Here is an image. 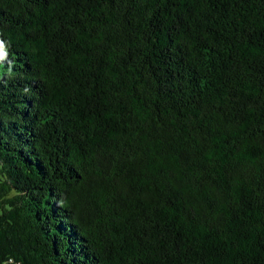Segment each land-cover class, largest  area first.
I'll list each match as a JSON object with an SVG mask.
<instances>
[{
	"label": "trees",
	"instance_id": "trees-1",
	"mask_svg": "<svg viewBox=\"0 0 264 264\" xmlns=\"http://www.w3.org/2000/svg\"><path fill=\"white\" fill-rule=\"evenodd\" d=\"M0 264H264V0H0Z\"/></svg>",
	"mask_w": 264,
	"mask_h": 264
}]
</instances>
